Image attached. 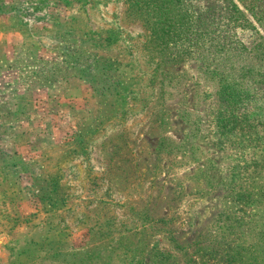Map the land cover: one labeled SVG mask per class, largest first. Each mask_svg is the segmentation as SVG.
I'll use <instances>...</instances> for the list:
<instances>
[{
    "label": "rangeland",
    "instance_id": "obj_1",
    "mask_svg": "<svg viewBox=\"0 0 264 264\" xmlns=\"http://www.w3.org/2000/svg\"><path fill=\"white\" fill-rule=\"evenodd\" d=\"M0 1V264H264V0Z\"/></svg>",
    "mask_w": 264,
    "mask_h": 264
},
{
    "label": "trees",
    "instance_id": "obj_2",
    "mask_svg": "<svg viewBox=\"0 0 264 264\" xmlns=\"http://www.w3.org/2000/svg\"><path fill=\"white\" fill-rule=\"evenodd\" d=\"M11 8H14L13 6H9V5H6L3 3V1H0V10H4V11H8L10 10ZM44 76H46L48 74V72H44L42 73ZM57 77H60L62 76L61 74L60 75H56ZM56 79V77H55Z\"/></svg>",
    "mask_w": 264,
    "mask_h": 264
},
{
    "label": "crops",
    "instance_id": "obj_3",
    "mask_svg": "<svg viewBox=\"0 0 264 264\" xmlns=\"http://www.w3.org/2000/svg\"><path fill=\"white\" fill-rule=\"evenodd\" d=\"M20 256H21V258L23 257V255H22V254H20V255H19V257H20Z\"/></svg>",
    "mask_w": 264,
    "mask_h": 264
}]
</instances>
